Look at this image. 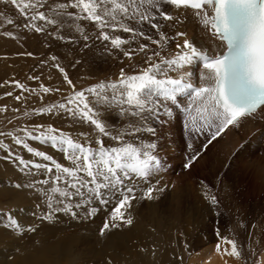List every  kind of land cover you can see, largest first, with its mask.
Returning <instances> with one entry per match:
<instances>
[{
  "label": "snow or ice",
  "instance_id": "obj_1",
  "mask_svg": "<svg viewBox=\"0 0 264 264\" xmlns=\"http://www.w3.org/2000/svg\"><path fill=\"white\" fill-rule=\"evenodd\" d=\"M3 2L15 6L27 20L42 21L56 32H59L64 16L87 20L101 30L97 38L110 41L114 50H121L128 41L119 35L113 37L104 29L120 30L141 37L145 35L143 31H137L126 25L125 19L135 20L140 24L147 23L159 33L158 40L146 37L161 50L147 55L144 60L146 67L139 72L129 75L122 68L116 81L100 82L84 91H74L67 103L39 110L40 113H51L54 108H57L70 113L73 118L79 115L81 121L94 126L99 134L110 137L119 146L105 147L103 140L97 139L95 143L99 147L94 150L91 144L85 146L63 133L59 136L52 135L51 133L57 130L49 127V135H44L42 142L50 141L53 148L57 145L61 146L60 150L66 154L65 158L73 165L65 167L45 152L36 151L21 139H15V143L22 144L29 153L52 162V166L33 164L16 157L19 165L38 171L43 170L48 174L53 173L55 169V172L60 174L52 177L53 186L44 192L48 200L47 206L53 212L63 211L70 213L74 218L77 217L78 213L73 210L72 204H65V200H70L73 196H87L84 204H75L77 209L84 208L86 217L96 215L99 210L98 207L89 208L87 205L95 202L99 206H107L113 199L118 201L110 210V219L105 221L100 229L101 236L113 228H119L121 224L133 223L132 218L125 215V210L130 209L133 201L136 200V188L128 185L134 179L148 182L165 166L161 158L155 154L158 147L155 142L134 144L126 141L125 137L138 138L139 134L144 132L155 136L156 128L151 126L149 121L164 125L168 123L165 117L173 115V107L188 111V107L182 109L183 102L178 97L189 96L202 105L197 107L196 111L206 114L202 115L200 126L192 129L196 133H207V142L201 145V149L206 151L229 126L237 125L241 119L253 116L264 107V0H62L56 3L55 7L42 4L40 0L36 2L3 0ZM37 8H49L54 15L50 18L45 11H37ZM28 9H32L33 14L30 16ZM69 9H79V14ZM173 12L176 14L174 15ZM188 12H191L196 21L202 25L203 30L216 42L212 45L211 51L187 38L188 34L184 31L177 30L173 37L160 31L159 20L170 22L169 27H176L182 22V14ZM7 22L13 23L12 20ZM26 26L32 27L37 33L45 31L43 27L35 23ZM75 30L83 36L85 41L89 39L80 25H77ZM177 37L184 38L182 42L175 45L179 51L175 52L171 58L162 56L161 53L167 42ZM56 38L65 39L63 35H58ZM146 50L147 45L141 44L136 52L146 53ZM134 54L136 53L131 50L123 51V55L129 59ZM153 57L157 59L154 61ZM52 59L55 60L56 57L53 56ZM197 62L205 70L202 77L203 83L198 87L190 82L192 72L185 70L195 67ZM56 67L64 73V81L75 89V85L64 69L59 65ZM171 72H175L176 75H170ZM16 86L23 87L19 83ZM43 91L47 93L50 89L45 87ZM86 93L89 95L86 96ZM16 98L20 99V97ZM73 104H75L74 108L69 107ZM113 111L119 118L131 117L136 122L129 121L123 131L113 134L105 122V114L111 115ZM26 135L31 139H41V136H34L31 132H27ZM82 135L86 134L82 133ZM187 147L192 149L193 145L188 144ZM193 151L194 154L189 156L184 164L185 168L191 167L202 155L201 150ZM80 172L85 173L86 176L80 177L78 175ZM62 176L65 177L63 180L65 190H61L58 186ZM36 183L48 185L50 180L46 178ZM15 187L35 188V184H16ZM36 190L40 191V189ZM155 191H164V189L148 187L142 198L154 199ZM52 194H58V197ZM54 199L63 207L53 208ZM209 199L212 205L219 203L215 196ZM42 219L51 220L52 214L49 213ZM9 220L13 228L19 227L15 218L10 216ZM216 235L218 237L217 252L221 251L222 242L230 245V250L227 247L223 249L225 254L240 257L235 240L220 236L219 230Z\"/></svg>",
  "mask_w": 264,
  "mask_h": 264
},
{
  "label": "bare ground",
  "instance_id": "obj_2",
  "mask_svg": "<svg viewBox=\"0 0 264 264\" xmlns=\"http://www.w3.org/2000/svg\"><path fill=\"white\" fill-rule=\"evenodd\" d=\"M51 4L52 5L49 7H55L56 2L53 0L51 1ZM145 7L147 6L145 5ZM69 10L79 14V9H74V10L69 9ZM173 14L175 15L176 13L173 12ZM182 15H183L182 22L176 25V27H169L168 25L170 22L163 21L162 19L159 20V23L161 24L160 31L164 32L169 37H173L177 30L184 31L188 34L187 38L191 39L194 43L198 45L204 46L205 49L211 51L212 45L216 42L213 41L210 38L209 34H207L203 30L202 25H200L196 21V19L192 16L191 12ZM79 21L80 22L82 21L84 22V24H86V29L88 26L91 25L89 24L90 22L88 23L87 20H79ZM33 23L43 27L42 23L40 24L38 21L37 22L32 21V24ZM138 24L139 27L137 26L136 28L134 27V24L131 25H133L132 27L135 28L137 31H143L145 34L144 37H141L139 35H130L129 33H125L120 30L109 31V34L111 36L114 37L116 35H119L123 39L128 41V44L123 45L121 50L112 49L110 41H103L102 39H98L97 34L101 31L99 28H97L96 33H94V30L92 31L94 44H98V46L96 45L97 47L96 51H100L102 52V54H104L103 53L104 50V52L106 53L104 54L106 56L105 58H99L100 56L99 57L96 56L97 63L95 65L96 70H95V77L93 78L94 80L93 85H96L100 82L116 81L117 78L119 77V73L122 68L124 69L125 73L129 75L133 74L134 72H139L144 67H146L144 63L146 56L151 55L152 52L154 51L161 50L158 45L152 44L151 40L146 38V37H151L152 39L158 40L159 33L154 29H150L147 23H143V24L138 23ZM129 25L130 24H128V26ZM144 26H147V28L143 29ZM70 33H72V30H70L69 28L67 30V35L71 36ZM183 39H184L183 37H177L175 40H169L161 53L162 56L171 58L175 54V52L179 51V49L175 47L176 43L182 42ZM70 41H72V39ZM141 44L147 45L146 53L136 52L139 45ZM79 47L80 46L78 45V49ZM127 50H131L136 54H134L133 57L129 59L128 57H125L123 55V51H127ZM156 59H157L156 57H153L154 61ZM10 61H11L10 62L11 65L13 64L15 65V61H12L11 59ZM105 61L108 62L106 63ZM98 65L100 66V70H98ZM185 70L192 72V75L190 77V82H192L194 86L198 87L203 83L202 77L205 73V70L202 68L199 62H197V65L195 67H189L186 68ZM7 72H9V69L0 68V77L1 78L6 77L8 74ZM82 72L83 70H81V75ZM20 74L21 72L18 71V72H14L12 76H14L15 78H19V77L21 78L22 75ZM169 74L173 76L176 75L175 72H171ZM81 75L77 74L78 79L84 77V75L83 76ZM1 81L2 80H0V82ZM80 81L82 86L88 85L87 83L88 81L87 82L83 81V79H81ZM26 84H29L30 87L34 85L33 83H27V82ZM46 84L48 86H50L51 84L52 86L54 85L53 83L50 82ZM178 99L183 102L182 109L188 107L189 110L188 111L177 110L173 107V115L171 117H165V119L171 120L186 115L188 117V121L190 124H195L197 127L200 126V124L202 123V115H206V114H201L196 111L197 107L202 106L200 105L199 101H196L189 96H180L178 97ZM23 102L21 101L19 105L17 104V107L18 106L22 107V104L25 107L28 106L26 102L24 103ZM10 106L12 107L13 105ZM64 113L66 114L67 112ZM60 119L61 121L65 122L68 119L75 120L76 118H73L72 115H69V118L59 117L57 119H54L53 121H57V120L60 121ZM41 121L43 120L41 119ZM129 121L136 122L131 117H125L122 118V120H120V125H118L119 126L118 129H114L115 127L111 125L109 131H111L113 134H115L117 131H123L127 127ZM149 123H152V121L150 120ZM29 127L32 126L30 125ZM159 137L160 138L158 141H151L152 139L151 140L149 139L150 138L149 133L145 132V135L144 133H140L138 138L129 136V137H125V140L128 142H132L134 144H138L140 142H143L145 144L155 142L158 145L157 151L161 155L165 153L166 155H168L169 153H173L174 152L172 150L173 147L171 149L168 147H171V145L173 144L174 140L172 138H174V136L170 135L169 133L167 135L163 134ZM200 141L202 145L203 141L204 142L206 141V136L200 139ZM32 144L36 146L35 143L32 142ZM192 144H193L192 149L187 147L188 144L182 146L181 148L182 150L181 153L185 157L187 156V158H189V156L194 154L193 151L194 149L201 150V146L197 147L196 143H192ZM113 146H119V145L117 144L116 141H114ZM45 151L50 156H52L53 159L59 161L58 154H53L51 149H45ZM23 154L25 157H28V155H26L24 152ZM0 156H2V160L4 161V162L3 161L0 162V168H2L0 170V204L4 203L6 207L14 208L15 212L13 211L14 213L11 212V214L12 215L17 214L16 218L17 220L21 221L22 224L25 223L37 224L35 225V228L32 232L31 231L26 232L25 234L26 236L25 235L21 236L24 242L22 241L21 244H19L20 243L19 241V243H16V245H12L11 248L9 247L8 250L7 249L4 250V248H2L3 246L1 244L2 241L5 239L7 240L6 237L11 239L17 237L13 236V233L15 232L13 231L12 227L6 229L0 227V264H60L59 258L61 257H64V259L67 258L66 262L68 264H82L80 263L81 262L80 259H84L86 256L92 261L91 264H152L148 262L149 257L146 254L141 253V251L139 250L136 251L135 247L141 245L140 244L141 242L139 241L140 238L142 237L149 238L151 235H153V233H155L153 229L158 230L156 236H161V241L164 244H166V246L161 250L160 254L157 255V257H156L157 253L154 254L153 264H253L251 263V261L248 263L247 261L243 262V259L241 257L237 258L225 254L223 252V249L227 247L230 250V245H226L222 242H221V251L217 252L216 250V245L218 242V237L216 235L217 230H219L220 236H225L232 240L238 241L241 244V247L244 244L248 246L250 258L253 257L257 259L258 260V262H256L257 264H264V230H263L264 218L262 216L263 211L254 214L250 221H246L245 216L241 217L242 214L234 215L233 204L227 202L225 198L227 193L226 189L225 190L223 188L220 189L219 187L221 186V181L223 180L221 179V177H219V175L218 176L215 175V173L212 171L215 170L220 174L222 167L227 169V173H232V171H234L235 168L241 169L243 173L253 171V173L256 172L254 173V175L255 178L258 180L259 184L264 183V107L259 109L253 116L241 119L237 125L229 126L220 137H218L215 141L212 142V144L209 146V149H207L206 151H202V155L198 158L196 162L193 163L197 167L199 174L205 175V173L206 172L208 173V171L211 173L208 176L209 180L211 179L213 182L215 181L214 183L219 188V191L214 193V196L220 201V204L223 205L224 209L227 208L226 205H231V209L233 210V212L231 213V218L230 216L228 217L226 216L221 219L222 222L221 221L218 222L219 224L222 223L225 224L220 225V227H217V225H214L213 223L205 224L202 222L199 224L196 223L194 226H192L193 224L190 225L191 222L190 220H188L189 218L188 217H187L188 219L184 218L186 212L183 214V210H184L182 207L183 204H179L176 210L172 213V215H174L175 217H172V221L170 222L171 224L169 225L170 227L163 226L164 228L163 230H161V226L163 225L161 224V222H155L154 224H152L151 227H149L152 230H150L149 228H147V230H144L143 227H141L142 224L139 225L138 223L133 222L131 225L121 224L119 228H113L110 231L106 232L104 236H101L98 231V223L95 224L97 225V227L95 226L96 232L93 234L91 226H85L84 225L85 222L83 220L85 219L86 221H95L94 217L97 218L100 211L103 208H106L107 206H99L98 203L95 202L91 205H87V207L89 208L98 207L99 210L96 215L91 217H86L84 208L81 207L77 209L75 208V204L79 203L80 201L81 204H84L85 201L87 200V197L73 196L70 200L65 201V204H72L73 210L78 213V216L74 218L69 213L68 215H70V217L68 219H70L69 221H71V219L73 218V222L71 223L73 228L78 227L79 229L81 225V229H82L81 233L86 234L85 236L87 237V239H91L92 240L91 242L94 243L93 245L97 249L92 251L91 255L90 254L84 255L80 250L77 251L75 250L76 253L73 252V254L71 255L72 248L64 247L66 244L69 245L68 243L69 241H67L68 239L66 237H69L70 244H74V243L76 244V242L74 241L77 238L75 237H78L79 234H76L75 232V234L73 233V235L72 234L66 235L65 236L66 239L62 237V235H64V233L62 234L63 232L62 228L66 224L61 222L62 220L65 219L62 218L61 220L59 218L60 217L59 214L61 212H57L55 214L53 211L49 212L52 214V219L48 220L49 222H44L46 221V219L37 217L36 213L34 214V216L36 217H32V218L26 217L23 214V212L31 213L33 209L39 211L43 217L49 214L45 211L48 208L47 206L48 200L45 197L44 192L46 190H49L53 186L51 184L52 177L54 175H60V174L56 173L55 170H53V173L51 174L45 173L43 170L35 173L30 171L31 170L30 167L24 169L21 166H19L18 165L19 163L15 162L14 159H12L9 156L8 152L0 151ZM153 177L150 178L149 182L153 183V181L156 180V178ZM42 178L49 179L50 183L48 185L36 183V181L42 180ZM192 178H193L192 172H188L186 174L179 175L176 177L174 176L173 181L176 184V187L173 188V190L175 191V195L177 193L179 195L180 194L179 190H181L186 186H189L190 183L192 185V182L190 181ZM7 180L9 181L11 180L16 184H21V185L33 183L35 184V188H29V187L16 188L12 184L13 182L8 183L6 182ZM144 183L145 182L143 180L134 179L131 182V184H129L128 186L135 187L136 185H142ZM63 184L64 183L61 180V182L58 185L61 188V190H65L63 189L64 187ZM36 189H40V191H37ZM69 191L72 190L69 189ZM84 191L86 192V189ZM192 193H194L193 189L190 190L189 194ZM52 195L58 197V194H52ZM114 200L115 199H113L112 202ZM52 202H53V208H55L56 205L57 206L60 205L55 202V199ZM26 203L27 205H25ZM45 207L47 208L44 209ZM0 219H1V215H0ZM109 219L110 217H108V220ZM79 221H81L82 224L79 223ZM103 223L99 224V226L100 227L103 226ZM117 223H119V221H117ZM0 226H2L1 223ZM14 229H18V228H14ZM72 230L75 231L74 229ZM58 232H60L61 234H58ZM133 239H135V242L133 241ZM127 243H129L130 245V250L127 249V251L125 252H120L119 248L125 247ZM129 245H127V248L129 247ZM2 249L4 251H2ZM189 253H191V255H189Z\"/></svg>",
  "mask_w": 264,
  "mask_h": 264
},
{
  "label": "rangeland",
  "instance_id": "obj_3",
  "mask_svg": "<svg viewBox=\"0 0 264 264\" xmlns=\"http://www.w3.org/2000/svg\"><path fill=\"white\" fill-rule=\"evenodd\" d=\"M51 1L53 0H40V3L51 6L52 5ZM54 1L56 3L62 2V0H54ZM25 2H28V0H25ZM32 2H36V0H32ZM27 11L29 16L33 14L32 9H28ZM37 11H45L46 15H48L50 18L53 17L54 15V13L50 11L48 8H37ZM8 20H12L13 23L9 24L7 22ZM38 22L40 24L42 23V26L44 27L45 31L37 33L32 29V27L26 26V25H31L32 21L27 20L25 16L21 15L19 10L16 9L15 6L13 5L11 6V4H6L3 2V0H0V68L9 69V72H7L8 74L6 77L3 78L0 77V80H2L0 82V99H1L0 100L1 103L0 104V145H3V147H0V151L8 152L9 156L12 159H14V161L17 163L18 161L16 160V157H19L24 159L25 161H30L33 164L41 163L52 166L51 161H45L41 157H37L33 153H29L27 149L23 147L22 144L21 145L16 144L15 139L19 138L22 141H24V143H27L29 147L33 148L36 151H42L46 153L45 149H51L53 154H58L59 161L54 159L56 162L60 163L62 166L65 167H72L73 165L71 161L66 159L65 158L66 154L60 150L61 147L60 145H57L56 148H53L51 146L50 141L42 142L43 136L49 135L48 133L49 127L57 130L56 132L51 133L52 135L59 136L61 133H63L65 136L72 138L75 142H79L81 144H84L85 146L91 144V147L94 150L99 147L95 143L97 139H102L105 147H114L113 146L114 141L111 140L109 137H104L100 135L98 131H95L93 129L94 126H92L93 127L92 128L91 125H89L86 121H81L79 115L75 117L76 118L75 120L68 119L67 121L64 122L61 121L60 119V121L59 120L53 121L54 119H57L59 117L69 118V115L71 114L70 113L65 114L64 110L57 108H54L51 113L49 112L40 113L39 110L51 107L53 105H59L60 103H67V100L72 97L74 91H84L94 86L93 78L95 77V70H96L95 65L97 63L96 56L97 57L100 56L99 58H105L106 56L104 54L106 53L104 52V50H103L104 54H102V52L100 51H96L97 50L96 45L98 46V44H94L92 31L94 30V33H96L97 27L93 26L91 23H89V21L88 23L91 25L88 26L86 29V24H84V22L82 21L80 22L79 19H76L75 17L69 18L67 16H64L63 24L60 25L59 27V32L53 31V28L51 26L44 24V22L42 21H38ZM124 23L126 25L130 24L129 25L130 27L133 26L131 24H134L135 28L137 26L139 27V24L135 20L125 19ZM77 25H80L84 29V33L89 36V39L87 41H85L83 39V36L75 30ZM148 27L152 29L149 25ZM69 28L70 30H72V33H70L71 36L67 35V30ZM146 28L147 26L143 27V29ZM110 30L111 29H104V31H108V32ZM129 34L134 35L132 33ZM58 35H63L65 39L61 40L56 38ZM68 39L70 40L72 39V41ZM77 44L80 46L79 49ZM28 53H31V55H28ZM53 56L56 57L55 60L52 59ZM10 59L12 61H15V65L10 64L11 62ZM105 62L107 63L108 61ZM56 65H59L61 68L64 69L65 73L68 74L69 78L72 80L73 84L75 85V89H72L64 81L63 79L64 73L60 72L59 68L56 67ZM81 70H83L82 75H81ZM98 70H100L99 65H98ZM18 71L21 72L20 74L22 75L21 78L20 77L15 78L14 76H12L14 72H18ZM77 74H80L81 76L84 75V77L78 79ZM81 79H83V81L86 82L88 81L87 82L88 85L82 86L80 81ZM26 82L33 83L34 85L30 87V85L26 84ZM49 82L53 83L54 85L52 86L51 84L50 86H48L46 83ZM17 83H19L23 87L22 88L17 87L16 86ZM45 87L50 89V91L45 93L43 91V88ZM57 89H59V91H57ZM8 93H11V95H7ZM87 95L89 94L86 93V96ZM16 97H20V99L18 100ZM21 101L26 102L28 106L25 107L21 103L22 107L21 106L17 107V104L19 105ZM10 105L13 106L11 107ZM69 107H75V104L69 105ZM113 113H111V115L105 114V122L108 125V129L111 128V125L115 127L114 129H118L119 128L118 125H120V120H122V118L120 119L118 118V116L116 115L117 113L115 111H113ZM41 119L44 121L45 124L43 123V121H41ZM187 121H188V117L186 115L185 116L183 115L180 116L179 118L168 120V123L164 125H161L155 121H152V123H150L151 126L156 128V135L153 137L149 133V137H150L149 139L150 140L152 139L151 141H158L160 138L159 136L163 134L167 135L170 133V135H173L174 138L176 139L172 138L174 140L173 144L171 145V147L168 148L171 149L173 147L172 150L176 152L169 153L168 155H166V153L161 155L157 151V149L155 150L156 151L155 154H157L161 158L162 163L165 166L160 172L157 173L158 175L157 174L154 175L153 178H156V180H154L153 183L149 181L148 182L144 181L145 182L144 184L135 186V188H137L135 191L136 200L133 201L132 207L130 209L125 210V214L127 216H130L133 222H136L139 225L142 224L141 227H143L144 230H147V228L151 227V225L154 224L155 222H161V224H163L162 226L160 225L161 230L164 229L163 226L165 227L169 226L171 224L170 222L172 221V217H175L174 215H172V213L176 210L179 204H183L182 205L184 209L183 214L186 212L184 218L186 219L188 217L189 219L188 218L187 219L190 220L191 222L190 225L193 224L192 226H194L196 223L199 224L203 222L205 224L213 223L214 225H217V227H220V225L225 224V223L222 224L218 223L221 221L222 218L226 216L227 217L230 216L231 218V213L233 212V210L231 209V205H226L227 208L224 209L223 205L220 204V201L218 199L217 200L219 203L217 205H212L210 203L209 198L211 196H214V193L219 191L218 186L214 183L215 181L213 182L211 179L209 180L208 178V176L211 173L208 171V173L206 172L205 175L199 174V171L194 164H192L191 166L192 168L184 167V164L187 162L188 158L187 156L185 157L181 153L182 146H185L186 144H190V143L191 144L196 143L197 147L201 146L200 139L206 136L204 135L201 138H199L198 134L192 130H188L187 133L184 134V130L189 126L188 124H190L189 121L188 122ZM170 124H172L173 126ZM30 125L32 127H29ZM165 129L169 131L167 132ZM27 132H31L34 136H41V139L40 140L31 139L26 135ZM82 133L86 135H82ZM32 142L35 143L36 146H34ZM201 151L204 150L201 149ZM23 152L26 155H28V157H25ZM46 154L49 155L48 153ZM1 161H3L2 156H0V162ZM19 166L24 168L22 165ZM1 169L2 168H0V170ZM30 169H31L30 171L32 172L35 173L38 172V170H35L34 168L30 167ZM40 171L42 170H39V172ZM212 171L215 173V175L217 176L219 175V177H221V179L223 180L221 181V186L219 187L220 189L221 188H223L224 190L226 189L227 193L225 198L227 202L233 204L234 215L242 214L241 217L245 216V220L250 221L254 214L263 211L262 216L264 218V183L259 184L258 180L255 178L254 175V173L256 172L253 173V171H250L243 173L241 169L235 168L234 171H232V173H227V169L223 167L220 171V174L215 170ZM188 172H192L193 175V178L190 180L192 182V185L190 183L189 186H186L181 190H179L180 193L179 195L178 193L175 195V191L173 190V188L176 187V184L173 181L174 180L173 177L183 175ZM78 175L80 177L86 176V174L85 173L83 174V172H80ZM64 179L65 177L62 176L61 179L62 182ZM6 182L12 183L13 181L7 180ZM12 184L14 186L16 185V183L14 182ZM63 186H62L63 189H65L66 187L65 184H63ZM146 187L147 188L153 187L156 189L163 188L164 191H155L153 193L154 199L151 200L143 199L142 198L143 194L144 192L147 191ZM192 189L194 190V193L189 194L190 190ZM174 195L176 198L174 197ZM115 202L117 203L118 201L114 200L111 204L107 205L106 208H103L100 211L97 218L94 217L95 221H86L85 219L83 220L85 222L84 223L85 226H91L93 234L96 232L95 226L97 227V225L95 224L97 223H98V231L100 233V229L102 226L100 227L99 224L108 220V217H110V210L112 206L115 204ZM79 203H81V201ZM25 205H27V203ZM61 207L63 206L62 205L55 206V208H61ZM46 208L47 207H45L44 209ZM48 209L49 208L45 210L47 213L53 211L52 209L50 210ZM13 211L15 212L14 208H8L4 205V203L0 204V215H1L0 223L2 225L0 227L4 229L12 227L10 224L9 217L11 216L17 220L16 218L17 214L16 215L11 214V212L14 213ZM59 212H61L60 213L61 215L64 214L62 216L59 214L60 216L59 218L61 220L62 218L65 219L62 220L61 222L66 224L62 228L63 229L62 234L64 233L62 237L64 239L67 238L68 239L67 241H69L68 242L69 245L66 244L64 247L72 248L71 255L73 254V252L76 253L77 250H80L84 255H88V254L91 255L92 251L96 250L97 248L94 247L93 245L94 243L91 242L92 241L91 239H87V237L85 236L86 234L81 233L82 231L81 225L79 229L78 227L73 228L71 224L73 222V218L71 219V221H69L70 220L68 219L70 217V215H68L69 213H65L63 211H59ZM35 213L37 217H41V218L43 217L42 214L35 209H33L31 213L23 212V214L29 218L36 217L34 216ZM55 213L57 212H54V214ZM44 222H49V221L46 220ZM17 223L19 225L18 229H14L12 227L13 231L15 232L13 233V236L17 238L11 239L6 237L7 240L5 239L1 243L3 245L2 248H4V250L6 249L8 250L9 247L11 248L12 245H16V243H19V241H20L19 244H21V242L23 241L21 236L25 235L26 232H30V231L32 232L33 229L35 228V225H37L34 223L22 224V222L19 220H17ZM79 223L82 224L81 221H79ZM72 229H74L75 231H73ZM149 229L152 230L151 228ZM153 231H155L156 234L153 233V235H151L149 238H145V237L140 238L139 241L141 242L140 243L141 245L135 247L136 251L139 250L141 251V253L146 254L149 257L148 262L152 264L154 262V258H153L154 254L157 253L156 254L157 257V255L160 254L161 250L166 246V244H164L161 241V236H156L158 230L153 229ZM75 232L76 234H79L78 237H75L77 238L74 241L76 242V244L75 243L70 244L69 237L65 238V236L70 234L73 235V233L75 234ZM58 234L61 233L58 232ZM133 241L135 242V239H133ZM236 243L240 251V257L243 259V262L247 261L248 263L251 261V263L257 264L256 263L258 262L257 259L253 257L250 258L248 246L244 244L241 247V244L238 241H236ZM127 245H129V243H127ZM127 245L125 247L119 248L120 252H125L127 251V249L130 250V245L128 248ZM4 250L2 249V251ZM189 255H191V253H189ZM66 259L67 258L64 259V257L59 258L60 264H68L66 262ZM80 261H81L80 263L82 264L92 263V261L87 256L84 259H80Z\"/></svg>",
  "mask_w": 264,
  "mask_h": 264
}]
</instances>
